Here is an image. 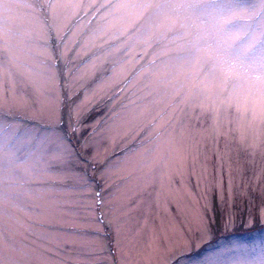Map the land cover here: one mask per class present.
Instances as JSON below:
<instances>
[{"label": "rangeland", "instance_id": "374dc122", "mask_svg": "<svg viewBox=\"0 0 264 264\" xmlns=\"http://www.w3.org/2000/svg\"><path fill=\"white\" fill-rule=\"evenodd\" d=\"M0 264H264V0H0Z\"/></svg>", "mask_w": 264, "mask_h": 264}]
</instances>
